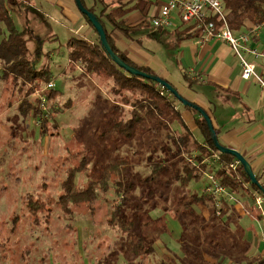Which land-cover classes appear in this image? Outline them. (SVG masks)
Masks as SVG:
<instances>
[{"label": "rangeland", "instance_id": "1", "mask_svg": "<svg viewBox=\"0 0 264 264\" xmlns=\"http://www.w3.org/2000/svg\"><path fill=\"white\" fill-rule=\"evenodd\" d=\"M29 1L33 2L30 4ZM29 1L26 0L30 6L27 12L30 29L46 39L56 35L54 41L49 39L45 42L43 54L36 63L38 68L49 67L50 83H54L55 87L47 89L48 84L44 85L39 80L26 83L11 76L0 78V264L142 262L140 258L125 254L119 236L107 225L112 205L115 200L118 203L121 201L113 190L105 196L99 195L92 206L71 207L66 215L55 202L62 194L61 184L66 175L91 153L94 156L90 165L77 178L80 185H83L84 177L92 172L96 162L107 164L115 156L128 158L133 171L143 178L151 174L152 164L169 162L175 165L170 166L163 183L156 187L155 199L147 203L153 208V218L163 216L166 219L169 231L161 235L150 233L156 252L147 258L146 264L168 263L171 259L174 264H187V252L182 251L179 240V224L183 221L186 222L187 232L185 243L190 250L195 251L199 244L206 247L202 252L212 262L247 263L245 249L254 242L252 235L256 234L258 239L260 234H264V218L260 217L262 212L256 203H250V211L259 221L243 220L238 226L243 232V235L240 234L243 239L240 241L237 233L233 241L227 243L222 238L221 243L222 231L219 227L222 229V226L216 225L213 219L206 225L200 216L202 211L199 206H191L188 202L191 192L199 197L204 194L208 180L204 177L184 186L180 179L184 162H178L177 145L173 138L177 136L175 131L181 132L182 125L174 122L170 130L158 121L150 120L129 141L116 135L103 137L108 131L109 119L127 118L133 110L132 105L121 103L119 95H115L116 86L104 76L84 75L81 67V71L68 70V76L65 74L69 66L67 43L74 27L71 14L48 0ZM164 3L153 0L149 2L148 9H140L144 13L143 20L149 23L141 32H151L159 38V32L152 25L150 10L153 6L158 10ZM13 17L17 28L23 30L27 17L23 14ZM5 37L4 33L0 36V43ZM29 49L34 51L33 43L29 44ZM75 66L78 69L80 65ZM42 99L46 102L43 103ZM35 106H39L41 112H38L42 115L37 119L29 110ZM179 107L183 106L179 103ZM189 157L185 155L186 159ZM135 192L133 197H137V201L142 199V190L137 188ZM36 201L45 209L32 215L26 205L29 202L34 205ZM210 204L213 208V203ZM193 210L197 214L195 217L191 214ZM214 216L212 218L218 217ZM192 237L196 238L195 241ZM188 256L191 260L192 255Z\"/></svg>", "mask_w": 264, "mask_h": 264}, {"label": "trees", "instance_id": "2", "mask_svg": "<svg viewBox=\"0 0 264 264\" xmlns=\"http://www.w3.org/2000/svg\"><path fill=\"white\" fill-rule=\"evenodd\" d=\"M93 1L94 4L91 7H88L83 0L82 3L102 23L108 42L115 54L125 63L142 72L151 76H157L150 68L139 67L133 63L126 54L116 47L112 37L114 31H120L128 37L136 31V27H130L127 24L125 15L133 8H139L143 11L149 4L148 0ZM222 2L230 29L237 37L241 34L252 32L254 28L264 27V0H222ZM28 6L26 0H0V36L3 33L6 35L0 43V78L11 76L26 83L31 80H39L45 85L51 81L50 69L47 66L38 68L36 63L43 54L45 42L49 39L51 40V37L48 39L43 38L40 34L34 32L33 29H30V20L27 13L30 11V6ZM19 14L27 17L25 24L22 25L24 27L23 30L17 28L13 17L14 15L18 17ZM83 16L97 34V41L91 43L75 37L69 39L67 43L69 65L72 66V69L74 65H80L79 68L81 67L83 74L101 75L109 79L116 86V94H114L116 96L119 95L117 97L121 98V103L129 106L132 105L133 108L127 118H110L108 121V131L103 134V137L109 138L111 135H116L125 141H129L141 131L142 125L147 121H158L160 125L162 124V127L170 130L174 122H179L182 125V130L181 132L173 131L177 133V136L173 134L175 136L173 141L175 142V146L177 145L176 157H178V162H184L181 166L182 175L180 176L184 186H188L192 181H201L207 173L214 172L216 178L231 193L243 190V184L248 183L256 193L264 198V186L262 191L253 185L241 163L238 164L236 169L230 168V165L234 161H237L235 157L221 153V165L218 167L214 165L209 166L208 160H213L214 153H218L219 151L214 145L212 133L203 116L197 112L198 118L196 119V124L200 132V140L186 126L182 112L176 105L179 100L157 82L133 76L114 63L103 48L96 29L88 18L85 15ZM147 25H149L148 21H144L139 27L145 28ZM184 26L181 25L179 29L181 33L179 35L187 38L194 36L196 32L193 26ZM4 28L6 31H4ZM155 29L163 30L162 28ZM255 35L252 36L251 41H253ZM30 43L34 44V51L32 52L29 49ZM184 78L191 89L195 91H209V88H195L194 85L196 83L192 82L187 74H184ZM215 89L217 90L218 88L216 87ZM184 107L192 109L188 106ZM22 110L26 112L24 109ZM29 110H32L36 119L42 117L38 112L39 106H35ZM41 130L43 133V126ZM185 155L190 157L186 159ZM93 156L94 154L91 153L88 157L81 160L80 165L72 167L61 184L62 194H60L55 202L60 205L61 211L66 215L71 207L92 206L97 198H99V195L105 196L113 190L114 194L121 201L118 203L115 200V203L112 205L109 217L107 218V225L119 236L125 254L136 259L140 258L142 260L140 264H146L147 258L156 252L153 240L150 238V233L154 232L161 235L169 231L168 225L165 222L166 219L163 216L153 218L151 216L153 208L147 206V203L149 202L148 200L155 199L156 187L163 183V177L170 172V166L174 164L170 165L169 162L152 164L151 174L143 178L133 171L131 161L128 158L115 156L107 164L96 162L92 172L86 174L84 177L85 181L83 185H80V182H77V178L83 175L90 165L92 161L90 159ZM102 156L105 157L104 154ZM257 179L259 180L258 177ZM136 187L142 190L140 196L142 199L139 198L138 201L137 197H133L134 193L136 195ZM206 198L213 203L212 199L206 197L204 194L201 197L191 194L188 202L192 205L194 202L200 199L205 200ZM139 201H143V203H139ZM26 206L28 207V212L32 215L38 214V210L45 209L43 204H39L38 201L34 205L32 202H29ZM186 238L187 232L184 229L180 244L182 250L187 252L185 253L187 264H212L205 258L202 252L204 246L197 244L196 250L192 251L185 243ZM189 254L192 255L191 260H188ZM158 264H174V262L171 259L168 263L160 262ZM249 264H264V258L259 257Z\"/></svg>", "mask_w": 264, "mask_h": 264}, {"label": "crops", "instance_id": "3", "mask_svg": "<svg viewBox=\"0 0 264 264\" xmlns=\"http://www.w3.org/2000/svg\"><path fill=\"white\" fill-rule=\"evenodd\" d=\"M48 1L70 12L74 25L70 31L71 38L84 39L91 43L97 41V34L79 11L75 0ZM83 1L88 7L94 4L93 0ZM159 1L166 2L167 0H157V2ZM29 2L31 4L33 1ZM148 2H153V0H148ZM149 6L147 5L146 9ZM161 7L162 5L158 10L155 6L151 8L152 19L159 14ZM143 17L144 13L139 8H133L125 15L127 24L130 27H136V31L130 37L120 31H114L112 37L116 47L137 66L150 68L158 77L170 82L181 96L203 108L212 118L220 143L240 152L251 164L259 182L264 186V96L255 83L242 78V68L233 50L223 42L215 40L203 42L197 32L189 38L179 35L182 24H179L178 21L176 23L178 27L157 30L160 34L157 38L151 32H141L143 28L139 25L145 21ZM263 32L264 27L258 28L253 41L250 42V47H255L264 54ZM155 35L157 36V32ZM54 36L56 35L50 36L53 41L55 40ZM244 57L249 63L255 64L258 70H264V58L256 59L249 54H245ZM68 70L71 72L81 71L80 68L72 69V66L69 65L65 71L67 76ZM184 74H187L190 80L197 84L194 85L195 88H209V91L191 89L185 81ZM257 89H259L258 92ZM176 105L181 112L183 109L182 116L186 126L195 137L201 140L196 124L197 111L186 109L182 104L183 107L180 108L179 102ZM218 108H220L219 111ZM217 111L220 112L218 115ZM191 194L193 193L191 192ZM255 194L256 192L248 183L243 184V190L232 193L236 201L225 200L222 203L220 215L215 206L212 208L211 200L208 198L200 199L191 206H199L202 211L200 216L206 225L213 219L216 221V225L222 226V229L219 227L222 231V233L219 232L221 243L222 238L227 243L233 241L234 235L237 233H239L237 236L241 241L243 237H240V234L243 235V232L238 227L240 222L245 219L259 221L254 218L253 211H250V203H255ZM191 214L194 217L197 215L194 210L191 211ZM214 215L218 217L212 218ZM261 215L260 217L264 218ZM181 224H179L181 228L179 240L186 228L185 221ZM235 227L236 230H234ZM195 239L192 237V240L195 241ZM251 240L254 242L245 249L248 262L243 264L254 262L259 257L264 258V247L260 244H264V234H260L258 239L254 234ZM208 260L212 264H218V262Z\"/></svg>", "mask_w": 264, "mask_h": 264}, {"label": "built area", "instance_id": "4", "mask_svg": "<svg viewBox=\"0 0 264 264\" xmlns=\"http://www.w3.org/2000/svg\"><path fill=\"white\" fill-rule=\"evenodd\" d=\"M177 21L182 25L193 26L203 42L215 40L228 44L240 62L242 78L254 82L264 96V70H258L255 64L249 63L244 57L245 54H249L256 59L264 58V54L257 48L249 46V42L258 28L237 37L230 29L222 0H167L159 14L153 19V25L155 28L168 29L176 26ZM54 87V83L47 85V89ZM42 101L46 102L45 99ZM43 108L46 110L44 104ZM220 154V152L214 153L213 160H208L209 166L218 167L221 165ZM239 163L238 160L234 161L230 168L236 169ZM206 178L208 185L204 190V195L212 199L215 209L220 215L223 200L236 201V199L229 189L216 178L214 172L207 173ZM254 197L256 205L264 216V198L258 193Z\"/></svg>", "mask_w": 264, "mask_h": 264}, {"label": "water", "instance_id": "5", "mask_svg": "<svg viewBox=\"0 0 264 264\" xmlns=\"http://www.w3.org/2000/svg\"><path fill=\"white\" fill-rule=\"evenodd\" d=\"M75 2H76V5H77L79 11L88 18L90 23L96 29L103 48L105 49L107 54L110 56V58L113 60V62L116 63L120 68L124 69L127 73H129L133 76H138V77H142L145 79H150V80L157 82L159 85L166 88L172 95H174L177 98V100H179V102H181L184 106H188V107L194 109L195 111H197L198 113H200L208 124V128L212 133V138H213V142H214L216 149L222 154H229V155L235 157L241 163V165L244 167L245 172L249 176L252 184L257 186L260 190L263 191V185L257 179V176L254 173L251 164L246 160V158L237 150L221 145V143L218 139L216 130L214 128L212 119L209 116V114L200 106L186 100L183 96L180 95V93L177 91V89L174 88L166 80H164L160 77H157V76H151V75H149L145 72H142L141 70L125 63L119 56H117L115 54V52L111 48V46L108 42V39H107L106 31H105L102 23L97 19V17L92 12H90L83 5L82 0H75Z\"/></svg>", "mask_w": 264, "mask_h": 264}]
</instances>
